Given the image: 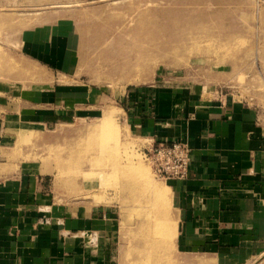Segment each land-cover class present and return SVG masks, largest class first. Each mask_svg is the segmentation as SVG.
<instances>
[{
	"label": "rangeland",
	"instance_id": "obj_1",
	"mask_svg": "<svg viewBox=\"0 0 264 264\" xmlns=\"http://www.w3.org/2000/svg\"><path fill=\"white\" fill-rule=\"evenodd\" d=\"M59 19L75 35V77L21 55L24 28ZM71 76L106 94L108 102L99 106L112 111L95 109L84 119L26 131L10 156L37 169L59 201L114 205L116 264H229V257L177 245L168 179L153 171L154 145L127 132L118 99L132 84L174 79L207 99L245 101L264 119V0H0V79L27 90L35 77L50 83ZM156 183L168 195L156 192ZM174 231L170 245L166 237ZM231 264H264V255Z\"/></svg>",
	"mask_w": 264,
	"mask_h": 264
},
{
	"label": "crops",
	"instance_id": "obj_2",
	"mask_svg": "<svg viewBox=\"0 0 264 264\" xmlns=\"http://www.w3.org/2000/svg\"><path fill=\"white\" fill-rule=\"evenodd\" d=\"M71 28L63 19L24 28L21 55L75 77ZM35 79L27 90L0 79V264H116L114 205L59 201L37 169L9 154L26 131L103 111L106 94L77 80ZM178 84H132L118 99L129 135L191 148L188 177L167 185L178 214L177 245L229 257V264L257 260L264 255V119L236 97L207 99Z\"/></svg>",
	"mask_w": 264,
	"mask_h": 264
},
{
	"label": "built area",
	"instance_id": "obj_3",
	"mask_svg": "<svg viewBox=\"0 0 264 264\" xmlns=\"http://www.w3.org/2000/svg\"><path fill=\"white\" fill-rule=\"evenodd\" d=\"M151 151L153 171L158 177L177 181L188 177L191 148L187 142L160 143Z\"/></svg>",
	"mask_w": 264,
	"mask_h": 264
},
{
	"label": "bare ground",
	"instance_id": "obj_4",
	"mask_svg": "<svg viewBox=\"0 0 264 264\" xmlns=\"http://www.w3.org/2000/svg\"><path fill=\"white\" fill-rule=\"evenodd\" d=\"M65 157V156H64ZM139 166V165H138ZM98 169V168H97ZM138 170V174H140L141 176H143V174H145V169L142 167V166H139V168L137 169ZM90 174V173H89ZM99 175L101 176V177H103L102 176V173L100 172L99 173ZM132 175H135L134 173L132 174ZM86 176H87V174H86ZM89 177V176H88ZM104 179H105V177H103ZM137 178V177H136ZM139 178V177H138ZM146 179H148V177L147 178H145L144 180L146 181ZM151 181H153V180H151ZM154 183V182H153ZM152 184V183H151ZM150 184V185H151ZM153 185V184H152ZM105 186L106 185H104L103 187H100V188H92V190H95V189H103L102 191H104V189H105ZM155 188H157L158 190H156V192L158 191V193H159V191H161L162 190V192H165V194H167V191H166V189L164 190V187L162 188V185H160V184H157L156 183V185H155ZM160 189V190H159ZM154 190V191H155ZM89 192H90V190H89ZM152 193H153V191H152ZM91 194V193H90ZM93 194H95V193H93ZM155 195V194H154ZM168 195V194H167ZM96 203H98V201H96ZM123 213V212H122ZM140 213V212H139ZM141 215H142V213H141ZM167 216V215H166ZM143 222V221H142ZM150 223V222H149ZM149 223H145V221H144V225L145 224H149ZM141 224V223H140ZM142 224V225H143ZM169 224L171 225H173V226H171V227H173V230L176 228V225L172 222V218H170L169 219ZM146 226V225H145ZM162 228V227H161ZM144 229V228H143ZM142 229V230H143ZM157 236V235H156ZM176 231H174V232H172V233H170V235H168V237H166V238H168V240L170 241V245H172V244H174V242H175V238H176ZM150 238V237H149ZM157 238V237H156ZM152 240V239H151ZM155 240V239H154ZM154 240H152V241H154ZM165 240V239H164ZM163 240V241H164ZM149 241V240H148ZM147 241V242H148ZM156 241V240H155ZM151 241H149L148 243H146V245H148V250H149V253H150V249H149V246L151 247V244L149 245V243H150ZM156 242H159V240L157 239V241ZM161 242V241H160ZM166 242V241H165ZM164 242V243H165ZM154 244V243H153ZM157 244V243H156ZM167 244V243H166ZM166 244H164V246L166 245ZM160 244H157V246H155V247H157L158 248V246H159ZM162 245V244H161ZM168 245V244H167ZM127 246V245H126ZM154 246V245H153ZM153 246H152V249H153ZM154 247V248H155ZM157 252H158V250L157 249H155ZM126 253V252H125ZM150 255V254H149ZM123 258V257H122ZM120 260H121V258H120ZM121 262V261H120ZM123 264V263H122Z\"/></svg>",
	"mask_w": 264,
	"mask_h": 264
}]
</instances>
